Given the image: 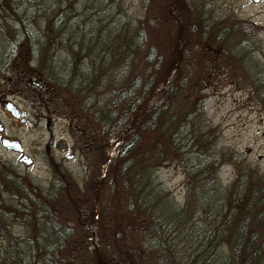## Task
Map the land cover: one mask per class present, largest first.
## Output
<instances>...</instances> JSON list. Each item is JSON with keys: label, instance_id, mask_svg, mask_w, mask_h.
<instances>
[{"label": "trees", "instance_id": "1", "mask_svg": "<svg viewBox=\"0 0 264 264\" xmlns=\"http://www.w3.org/2000/svg\"><path fill=\"white\" fill-rule=\"evenodd\" d=\"M163 1L145 23L121 0H0V78L42 111L69 91L93 124L80 177L48 154L40 188L0 158V264H264V170L242 161L223 183L221 164L243 158L204 108L218 55L203 53L193 0ZM227 32L216 44L246 45ZM174 159L181 204L155 173Z\"/></svg>", "mask_w": 264, "mask_h": 264}, {"label": "rangeland", "instance_id": "2", "mask_svg": "<svg viewBox=\"0 0 264 264\" xmlns=\"http://www.w3.org/2000/svg\"><path fill=\"white\" fill-rule=\"evenodd\" d=\"M121 1L123 7L121 8L131 22L141 19L147 23L148 13L158 17L157 23L161 18L158 15L162 0ZM165 2L167 3V0L163 1ZM193 3L196 7L194 15L200 29L199 44L206 49L203 53L218 55L215 58L218 64L214 70L207 77H203L206 83L203 89L205 112L211 124L219 130L218 145L226 147L227 150L237 151L243 158L237 160L238 164L230 159L221 164L220 176L223 183H226L234 177L237 165L242 161L248 163L250 167L258 166L264 170V39L261 48L257 50H254L253 46L240 43L235 46L234 41L230 43V47L225 46L223 40L216 44L214 41L216 35H225L219 34L220 29L226 26L228 28L226 35L230 34V0H193ZM170 5L171 2L168 0L167 6ZM252 9L259 8L252 6ZM202 13L205 14L206 21L208 19L212 22L210 25L207 24L209 27L206 26L203 32L200 22ZM261 20L264 21V13L261 14ZM3 27L0 24V54L10 45L6 39L8 35L2 30ZM147 29L150 35H155V32L159 31L152 30L149 26ZM116 33L121 35V32H113ZM203 35L206 36L201 38ZM232 37L234 38V35ZM232 37L229 39L232 40ZM105 64L106 60L99 62L101 67ZM55 70L56 67H51V71ZM8 82L0 78V98L12 100L24 112L26 120L13 118L8 111H4L0 103V122L3 126L0 138L3 135L17 138L22 144V150L16 151L4 147L0 142V158L16 165L21 174L28 175L31 178L30 182L40 188L51 178L46 158L50 161L52 159L48 154L56 163H62L79 177L86 173L89 158L92 156L86 151L93 134L91 132L93 124L88 115L79 110L77 101L71 97L73 93L68 91L66 93L69 94L63 95L66 104L59 103V108L42 111L31 103L30 89ZM71 109L75 110L74 117L68 115ZM61 138L70 145L68 152L73 153L72 158L66 157V151L61 152L55 148L56 141ZM22 153L32 158L31 163L25 164L19 160ZM155 173L171 191L173 198L181 204L186 194L182 165L175 159L170 160L158 166Z\"/></svg>", "mask_w": 264, "mask_h": 264}, {"label": "flooded vegetation", "instance_id": "3", "mask_svg": "<svg viewBox=\"0 0 264 264\" xmlns=\"http://www.w3.org/2000/svg\"><path fill=\"white\" fill-rule=\"evenodd\" d=\"M252 6H258L259 9H252ZM262 13H264V0H230V35H234V38L237 39L241 38L246 45L253 46L254 50L261 48L262 40L264 39V21L261 20ZM7 100L10 99L0 98L2 106ZM3 109L5 112L8 111L13 118H19L21 121L26 120L23 111L22 114L14 115L4 108V106ZM22 116L25 117L24 120H22ZM58 140L55 143V148L61 152H68L70 145L67 143L66 145H58Z\"/></svg>", "mask_w": 264, "mask_h": 264}, {"label": "water", "instance_id": "4", "mask_svg": "<svg viewBox=\"0 0 264 264\" xmlns=\"http://www.w3.org/2000/svg\"><path fill=\"white\" fill-rule=\"evenodd\" d=\"M35 83L39 84L38 81H35ZM3 106H4V108L8 109L14 115L22 114V110L12 100L5 101ZM24 119H25V117L22 116V120H24ZM2 128H3V126L0 122V131L2 130ZM0 142L4 147H6L8 149H13L16 151L22 150V144L17 138H10L8 136L3 135L0 138ZM66 143L67 142L63 138L59 139L57 142L58 145H61V144L66 145ZM72 156H73L72 152L66 153L67 158H71ZM19 160L23 161L25 164H28V163H31L32 158L29 155H27L26 153H22L19 157Z\"/></svg>", "mask_w": 264, "mask_h": 264}]
</instances>
